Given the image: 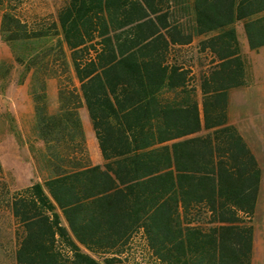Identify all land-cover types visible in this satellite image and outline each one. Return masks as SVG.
Instances as JSON below:
<instances>
[{
    "label": "trees",
    "instance_id": "obj_1",
    "mask_svg": "<svg viewBox=\"0 0 264 264\" xmlns=\"http://www.w3.org/2000/svg\"><path fill=\"white\" fill-rule=\"evenodd\" d=\"M11 3L0 32L17 60L31 55L36 78L52 58L77 83L52 113L34 97L49 176L2 184L13 264H252L263 175L228 103L247 84L243 51L264 48V0H65L34 27ZM195 44L217 62L198 77L184 50Z\"/></svg>",
    "mask_w": 264,
    "mask_h": 264
},
{
    "label": "rangeland",
    "instance_id": "obj_2",
    "mask_svg": "<svg viewBox=\"0 0 264 264\" xmlns=\"http://www.w3.org/2000/svg\"><path fill=\"white\" fill-rule=\"evenodd\" d=\"M8 1L10 2V0ZM11 1L15 13L32 27L54 21L58 10L65 3V0ZM1 16L2 12H0ZM54 43V40L49 41L46 46L54 45ZM184 50L188 58H193L194 72L197 77L217 64V62H213L212 56L200 53L196 44L187 46ZM243 52L247 60L245 79L247 83L256 78V80L264 82V48L259 52H252L246 47ZM24 53L20 47L14 49L13 46L6 43L0 32V193L2 184L7 186L4 192H15L35 182L43 181L49 176L44 165L45 145L36 137L34 130L36 122L34 97L36 94H44L47 108L52 113L58 108L59 89L61 86L67 87L69 80L74 79L71 69L67 71L70 75L65 74L61 71L59 62H55L52 58L44 62L46 71L39 73L35 78V68L31 71L26 70V62L31 55L24 59V63L17 60V54ZM254 81L253 83H255ZM72 84L77 85L76 82ZM244 86L229 92L228 103V112H230L231 118L240 122L241 126L242 114L230 110H233L235 104L238 106L245 104ZM250 89L254 90L255 86ZM197 94L198 99L202 101L200 81L197 85ZM80 114L86 131L90 163L101 164L103 159L88 112L82 108ZM0 209V264H13V218L6 208H2L1 203ZM254 227L256 237L262 243L259 247L261 250L262 247L264 248V179ZM260 252L259 256L264 257L263 252ZM260 262L264 264L261 259L259 264Z\"/></svg>",
    "mask_w": 264,
    "mask_h": 264
},
{
    "label": "crops",
    "instance_id": "obj_3",
    "mask_svg": "<svg viewBox=\"0 0 264 264\" xmlns=\"http://www.w3.org/2000/svg\"><path fill=\"white\" fill-rule=\"evenodd\" d=\"M257 79V78H256ZM255 80H251L247 83L244 88L243 92L245 95V104L244 105H234L233 110L231 112H240L242 114V126L236 121V119H232L231 114L229 112V117L231 123H233L240 133L242 134L243 138L245 139L246 143L248 144L249 148L251 149L252 153L255 155L261 169H262V181L264 179V82ZM258 81V82H257ZM252 86H255V89L252 90ZM262 188V184H261ZM262 243L256 237L254 239V250H253V258L252 264H259V260L261 259L264 262L263 256H259L263 252L264 248L262 247L261 250L259 249ZM261 264V262H260Z\"/></svg>",
    "mask_w": 264,
    "mask_h": 264
}]
</instances>
